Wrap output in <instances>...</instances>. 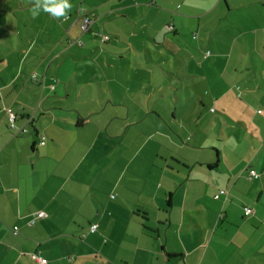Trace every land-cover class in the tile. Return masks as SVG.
I'll return each instance as SVG.
<instances>
[{
    "label": "crops",
    "instance_id": "0c3cea01",
    "mask_svg": "<svg viewBox=\"0 0 264 264\" xmlns=\"http://www.w3.org/2000/svg\"><path fill=\"white\" fill-rule=\"evenodd\" d=\"M37 2L0 0V264H264V112L216 115L264 79V0Z\"/></svg>",
    "mask_w": 264,
    "mask_h": 264
},
{
    "label": "rangeland",
    "instance_id": "374dc122",
    "mask_svg": "<svg viewBox=\"0 0 264 264\" xmlns=\"http://www.w3.org/2000/svg\"><path fill=\"white\" fill-rule=\"evenodd\" d=\"M253 79V74L251 75V80ZM255 83H250L248 85H244L245 88H247L248 86V91H243V99L239 100V99H233L230 100V103H228L225 107L226 108H221L219 109L218 107L216 108L217 113L216 115H218V118L221 117V111L225 112L224 116V121L222 122L223 125H225V128L223 129L224 131V135H230L232 136L233 132H234V128L237 126V122L240 120L241 116L240 114H244V112H246V119H250L252 120L253 118H256L255 116L258 115L259 111L264 112V79L260 80V81H254ZM240 94V93H239ZM245 94L248 95L245 96ZM234 98V97H232ZM213 105L210 106V108H212ZM215 107V106H214ZM213 107V108H214ZM8 108L5 109V112ZM12 109V108H11ZM209 109V108H208ZM13 110V109H12ZM14 111V110H13ZM7 115V113H6ZM33 117V116H32ZM218 118H204L202 120H198V129H200V131H202L206 137L208 139L213 138L214 139V144L216 146L219 147V145L222 144L219 143L218 141H222V139L224 138V135L219 134V130H220V122L218 120ZM169 120V122H171L172 120L170 118H167ZM244 121H241L242 125L247 124V134H249V136L252 138L253 135H255V132L252 130L251 126L248 125L249 122L246 121L245 119H243ZM35 122V121H33ZM32 123H27L28 125V129L30 131V133L27 134H22L19 135L21 137L20 140H24V139H29V138H34V124ZM195 124V121L193 122ZM34 125V126H32ZM233 126V127H230ZM195 127V125H194ZM233 128V129H232ZM232 129V131L230 130ZM240 130V128H239ZM12 134L14 136V132L11 129ZM217 134L219 135V137L217 136ZM190 137H192V134H190ZM189 145H193L191 142H188Z\"/></svg>",
    "mask_w": 264,
    "mask_h": 264
},
{
    "label": "built area",
    "instance_id": "2783aa9c",
    "mask_svg": "<svg viewBox=\"0 0 264 264\" xmlns=\"http://www.w3.org/2000/svg\"><path fill=\"white\" fill-rule=\"evenodd\" d=\"M90 25L91 24H90L89 19L86 18L83 21V23L81 25V28H82V30L84 32H87L89 27H90ZM32 81H34L36 83H38V82L40 83L41 79L38 77V75L34 74L32 76ZM6 113H7V117H8L9 126L13 130L14 136H19V135L28 133V128L25 125L19 126L17 124L18 116L11 108H8L6 110ZM30 120L31 119H29V121ZM42 144H45V138H43ZM252 177H258V174H257V172L255 170H251L250 171V178H252ZM226 192L227 191H225V190L220 191L218 194H216L215 198L219 199L220 196L226 194ZM252 213H253V209L251 207H249V206L245 207V209H244V215L245 216H249ZM44 217H46L45 212L40 211V212L36 213V215H35L34 219L32 220V222H35L37 219H42ZM15 229L18 230V228H15ZM97 229H98V225L94 224L91 227V232L94 233V232L97 231ZM31 256H32L33 260L37 261L40 264H47L48 263V260L46 258L41 257L37 253H33Z\"/></svg>",
    "mask_w": 264,
    "mask_h": 264
},
{
    "label": "clouds",
    "instance_id": "9594fccd",
    "mask_svg": "<svg viewBox=\"0 0 264 264\" xmlns=\"http://www.w3.org/2000/svg\"><path fill=\"white\" fill-rule=\"evenodd\" d=\"M72 7L70 0H43V3L38 2L32 8V15H39L40 10L51 13L55 17L65 16L67 11Z\"/></svg>",
    "mask_w": 264,
    "mask_h": 264
}]
</instances>
